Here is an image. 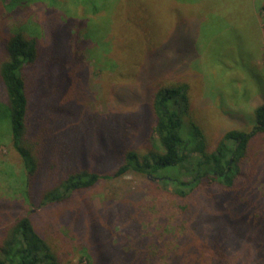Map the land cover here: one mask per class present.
<instances>
[{
  "label": "trees",
  "instance_id": "1",
  "mask_svg": "<svg viewBox=\"0 0 264 264\" xmlns=\"http://www.w3.org/2000/svg\"><path fill=\"white\" fill-rule=\"evenodd\" d=\"M63 1L0 0V14L2 8L13 11L38 2L61 10ZM68 1L87 14L115 11L119 20L125 16L137 23L144 38L153 41L156 17L143 20L149 14L147 0ZM171 1L177 8L198 3ZM26 23L8 30L3 42L6 56L0 60L5 92V101H0V143L9 141L22 159L19 182L24 201L37 208L69 207L78 193L135 172L154 178L178 199L176 221L181 230L171 248L158 251L155 234L144 228L147 219L134 202L112 201L104 212L88 204L75 207L65 216L66 228L78 232L89 264H264V204L240 182L254 138L264 135V103L254 111L251 132L227 131L209 151L204 133L195 124V140L184 136L183 115L191 109V86L168 80L173 72L151 82L140 116L129 110L142 103V98L136 100L141 91L130 92L127 100L115 97V92L114 112L105 120L83 116L84 106L64 90L47 95L45 82L40 83L41 95L34 100L26 72L40 61L43 31L32 21ZM138 80L144 91L146 82ZM156 80L162 81L155 85ZM81 82L79 78L73 82V96L84 91ZM85 127H103L110 136L104 141L99 135L92 150L78 137ZM113 160L117 169L102 173L99 168ZM168 170H177L184 179L164 174ZM1 210L0 264H68L29 216L11 220L10 213Z\"/></svg>",
  "mask_w": 264,
  "mask_h": 264
},
{
  "label": "rangeland",
  "instance_id": "2",
  "mask_svg": "<svg viewBox=\"0 0 264 264\" xmlns=\"http://www.w3.org/2000/svg\"><path fill=\"white\" fill-rule=\"evenodd\" d=\"M195 1L198 3L177 8L171 0H147L149 14L143 20L156 17L152 43L144 38L140 25L125 16L119 20L115 11L87 14L68 0L59 5L61 10L40 2L13 11L1 7L0 60L6 56L3 42L8 30L32 21L43 32L39 39L40 61L26 72L31 98L39 99V85L45 82L47 95L64 90L70 99L74 97L76 103L84 106L83 116L95 115L104 120L114 112L115 92V97L127 100L130 92L141 91L136 100L142 98V103L132 106L129 112L143 114L141 109L148 102L151 82L173 72L168 80L173 78L191 86V109L183 115L184 136L195 140V124L212 151L227 131L251 132L254 111L264 103V0ZM76 78L85 83V88L81 95L73 96L71 86ZM140 78L146 82L144 91L138 83ZM157 81L162 80H156L155 85ZM0 101H5L1 80ZM105 131L103 127H85L78 137L94 150L99 135L104 141L110 136ZM6 141L0 143L1 212L10 213L7 216L11 220L29 216L37 230L59 247L68 264H89L78 232L66 228L65 218L69 210L85 204L104 212L112 201L134 202L137 212L147 219L144 228L155 234L157 250L173 246L181 230L176 221L178 199L154 178L130 172L78 193L69 207L58 204L37 208L23 199L19 182L22 159ZM242 168L240 182L264 204V135L254 138ZM99 169L111 173L117 169V162L108 161ZM164 174L184 179L177 170ZM45 188L46 185L39 189Z\"/></svg>",
  "mask_w": 264,
  "mask_h": 264
},
{
  "label": "crops",
  "instance_id": "3",
  "mask_svg": "<svg viewBox=\"0 0 264 264\" xmlns=\"http://www.w3.org/2000/svg\"><path fill=\"white\" fill-rule=\"evenodd\" d=\"M255 9L258 10L257 7H255Z\"/></svg>",
  "mask_w": 264,
  "mask_h": 264
}]
</instances>
